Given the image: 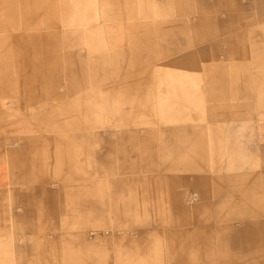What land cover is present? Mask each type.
Instances as JSON below:
<instances>
[{
    "label": "rangeland",
    "instance_id": "obj_1",
    "mask_svg": "<svg viewBox=\"0 0 264 264\" xmlns=\"http://www.w3.org/2000/svg\"><path fill=\"white\" fill-rule=\"evenodd\" d=\"M0 264H264V0H0Z\"/></svg>",
    "mask_w": 264,
    "mask_h": 264
},
{
    "label": "crops",
    "instance_id": "obj_2",
    "mask_svg": "<svg viewBox=\"0 0 264 264\" xmlns=\"http://www.w3.org/2000/svg\"><path fill=\"white\" fill-rule=\"evenodd\" d=\"M262 173V172H261ZM261 173H259V175L261 174ZM258 175V176H259ZM248 176H250V175H248ZM257 176V175H256ZM177 179H180V180H182V178H181V176H178L177 177ZM199 179H201V180H205L206 178H203V177H195V179H194V182L195 181H197V180H199ZM193 182V183H194ZM194 191H198V190H194ZM199 192V191H198ZM200 193V192H199ZM201 194V193H200ZM181 196V200H184V199H186V197H187V193H184L183 195H180ZM204 199V197H203V195L201 194V196H200V200H201V202H202V200ZM198 207V205H195V207H193V208H188V207H182V208H184V209H186V210H195V208H197Z\"/></svg>",
    "mask_w": 264,
    "mask_h": 264
}]
</instances>
